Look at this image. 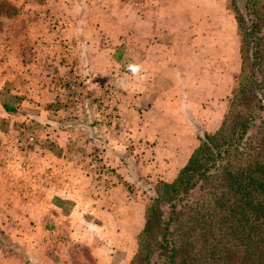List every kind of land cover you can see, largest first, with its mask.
<instances>
[{
  "label": "crops",
  "instance_id": "1",
  "mask_svg": "<svg viewBox=\"0 0 264 264\" xmlns=\"http://www.w3.org/2000/svg\"><path fill=\"white\" fill-rule=\"evenodd\" d=\"M7 3L17 15L1 19L12 30L9 46H0V58L6 59L0 63V94L9 96L12 102L0 100V180L13 185L9 171H27L31 187L27 192V218H40L41 232L58 226L66 247L74 239L71 231H76L72 219H82L90 226L86 219L104 212L100 203L105 200H99L105 196L98 191L104 179L120 183L146 176L162 183L172 181L199 136L219 127L225 108L216 99L211 101L212 89H205L206 96L192 104L185 96L184 84L175 82L169 67L164 72L155 67L145 72L138 66L134 82H120L122 91L114 89V99L109 97L116 101L118 110L110 116L112 126L104 128L99 137L114 139L113 145L109 144L111 140L99 144L97 155L102 161L87 166L80 160L82 152L73 142L69 145L77 139L83 121L74 115L67 119L60 107L71 104L63 94V83L70 82V75L86 73V85L91 84L90 76L95 72L92 61L101 51L95 48V36L83 39L79 29L69 33L74 24L48 17L47 0ZM70 5L65 3L64 7ZM13 82L14 86H7ZM25 156L27 165L16 164ZM106 169H114L117 175L107 177V172H100ZM10 256L14 254L0 250L3 264H10ZM105 262L99 259L94 264ZM63 264L73 263L66 259Z\"/></svg>",
  "mask_w": 264,
  "mask_h": 264
},
{
  "label": "rangeland",
  "instance_id": "2",
  "mask_svg": "<svg viewBox=\"0 0 264 264\" xmlns=\"http://www.w3.org/2000/svg\"><path fill=\"white\" fill-rule=\"evenodd\" d=\"M22 2L27 4L32 0H17ZM47 3L48 17L69 20L74 27L68 32L79 29L83 39L95 36V48L101 50L92 61L95 72L90 76V86L86 85V73L76 71L70 75V82L63 83V94L71 104L60 107L67 119L74 115L83 121L77 139L69 141V145L73 142L82 152L80 160L88 163L87 166L102 161L97 155L98 145L111 140L99 135L104 128L112 126L110 116L118 110L116 101L109 98L112 90L122 91L120 82H134L138 66L145 72H151L154 67L164 72L169 67L175 82L184 84L185 96L192 104L206 96L205 89H212L211 101L220 102L225 114L240 69L238 30L229 0H47ZM65 3L71 5L65 8ZM15 14L7 0H0L3 48L9 46L12 27L3 25L1 19ZM4 60L0 58V63ZM14 85L13 82L7 86ZM261 99L258 94V100ZM0 100L12 102L9 96L1 94ZM113 142L114 139L109 144L112 146ZM16 162L27 165V156ZM100 172H107V177L116 174L114 169ZM9 174H13L15 184L7 185L0 180V250L14 254L9 257L10 264H57L58 260L63 264L66 259L73 264H94L99 259L105 260V264H129L137 249L145 209L164 184L146 176L134 177L132 182L123 179L120 183L102 178V188L98 191L105 196L99 200H105L100 203L104 212L86 219L92 226L85 225L82 219H72L77 232L71 231L74 239L65 247L64 234L57 231L58 226L41 232V219L27 218V192L31 190L27 171L11 170ZM92 221L96 223L93 225ZM151 261L163 262L154 257ZM0 264H3L1 257Z\"/></svg>",
  "mask_w": 264,
  "mask_h": 264
},
{
  "label": "trees",
  "instance_id": "3",
  "mask_svg": "<svg viewBox=\"0 0 264 264\" xmlns=\"http://www.w3.org/2000/svg\"><path fill=\"white\" fill-rule=\"evenodd\" d=\"M229 1L236 87L219 127L155 192L129 264H264V0Z\"/></svg>",
  "mask_w": 264,
  "mask_h": 264
},
{
  "label": "built area",
  "instance_id": "4",
  "mask_svg": "<svg viewBox=\"0 0 264 264\" xmlns=\"http://www.w3.org/2000/svg\"><path fill=\"white\" fill-rule=\"evenodd\" d=\"M114 94H113V92L111 93V96H113ZM113 98H114V96H113Z\"/></svg>",
  "mask_w": 264,
  "mask_h": 264
}]
</instances>
